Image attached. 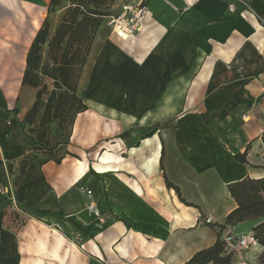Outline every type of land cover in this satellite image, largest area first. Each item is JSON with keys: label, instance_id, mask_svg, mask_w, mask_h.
<instances>
[{"label": "crops", "instance_id": "obj_1", "mask_svg": "<svg viewBox=\"0 0 264 264\" xmlns=\"http://www.w3.org/2000/svg\"><path fill=\"white\" fill-rule=\"evenodd\" d=\"M141 1L127 45L111 36L93 59L81 89L89 108L69 143L77 157L46 162L51 189L20 204V264H184L253 221L227 223L238 206L228 185L264 176V0H246L251 10L241 0ZM50 2L0 0V57L12 65L23 44L19 81L35 99L23 76ZM8 130L10 159L26 150ZM249 145L242 163L234 155Z\"/></svg>", "mask_w": 264, "mask_h": 264}, {"label": "trees", "instance_id": "obj_2", "mask_svg": "<svg viewBox=\"0 0 264 264\" xmlns=\"http://www.w3.org/2000/svg\"><path fill=\"white\" fill-rule=\"evenodd\" d=\"M115 1L67 0V4L64 0L50 2L49 16L28 51L27 68L23 76L24 85L37 89L36 99L23 120L18 118L19 110L15 108V116L10 122V130L22 124L28 126L30 131L29 142L24 146L26 151L18 155L19 175L16 183L19 185L13 194L19 204L31 208L51 189L43 172L46 162L61 163L67 155L76 156L69 150L58 156V150L70 141L77 114L89 108L81 90L82 75L90 60L96 33L112 15ZM59 8L64 9L52 32L50 17ZM47 79L52 82L49 83ZM226 114L225 110L219 113L221 117ZM52 124L62 131L55 138L50 134ZM249 148L250 145L245 152H236L235 158L248 163ZM10 167L12 169L13 166ZM168 184L173 186L170 181ZM228 187L238 206L227 216V223L237 225L259 220L252 232L263 247L258 261L264 264V176H248L230 183ZM29 196L33 198L28 200ZM4 216L5 212L0 210V264H20L19 238L15 231L5 226ZM222 234L213 245L197 251L184 264H231L233 253L228 251Z\"/></svg>", "mask_w": 264, "mask_h": 264}, {"label": "rangeland", "instance_id": "obj_3", "mask_svg": "<svg viewBox=\"0 0 264 264\" xmlns=\"http://www.w3.org/2000/svg\"><path fill=\"white\" fill-rule=\"evenodd\" d=\"M65 4H67V0H64ZM144 2L141 0H116L111 13L112 15L107 19V22L102 25L96 33V37L94 40L93 48L90 55V60L85 67L84 73L82 75L81 80V89H83L87 85V79L89 75V71L91 69V65L93 59L96 57L97 52L103 41L114 36L120 42L126 44V41L129 39L126 37L123 38L119 35L117 29L121 28L128 34L130 29L134 30L133 25L136 21V15L134 13L137 7H142ZM64 8H59L55 14L51 15L52 27L51 31L54 32V27L57 26L60 20V16L63 12ZM133 12V13H132ZM125 13L127 14L126 16ZM124 17L121 19V17ZM129 19V23L127 26V21ZM124 20V22H122ZM54 29V30H53ZM134 32V31H133ZM135 33V32H134ZM133 34V33H132ZM29 36V32L23 36V38L27 39ZM131 46H134L133 40L130 41ZM15 51V59L13 60L12 65H6V61L3 57H0V98L2 101L0 102V142L2 143L3 130L7 125L10 126L11 119L15 116V108L19 110L18 118L23 120L27 109L32 105L33 100L35 99V90L30 89L28 87H23L20 85V69H21V55L23 50H20V47L23 46L22 43H18L16 45ZM131 50V47H129ZM264 74V71H263ZM47 81L51 83V80ZM52 86H50L51 88ZM62 131L57 128V125L52 124L50 128V134L53 138L57 137V133H61ZM30 136V131L28 130V126H23L22 124H18L12 130H8L7 138L9 141L16 143L17 145L26 146L29 142L28 137ZM68 142L67 145H63L58 150V156L64 153L65 150H69L72 154L76 155L73 151H71ZM70 157H77L72 155H67ZM72 160H74L72 158ZM18 161L19 157L15 156L10 159H7L6 155L2 151V147L0 146V210L5 212V224L13 229L19 238L20 243H23V226L25 224L26 217L21 212L22 206L17 202L16 198L14 199V193L18 188L16 183L17 177L19 175L18 172ZM13 166L12 169L10 166ZM22 182V181H21ZM22 184V183H21ZM8 189V191H7ZM33 196H29L28 200L32 199ZM258 219L253 220L251 222L246 223L241 229V232L238 234L245 235H253L252 228L253 224L258 223ZM226 234H237L233 231L223 232L222 238L224 239ZM258 248L260 250L257 252ZM227 249L229 252L233 253V261L231 264H259L258 256L263 250L260 244L250 246L249 248L241 247L237 244L228 245Z\"/></svg>", "mask_w": 264, "mask_h": 264}, {"label": "built area", "instance_id": "obj_4", "mask_svg": "<svg viewBox=\"0 0 264 264\" xmlns=\"http://www.w3.org/2000/svg\"><path fill=\"white\" fill-rule=\"evenodd\" d=\"M241 2L248 8V10H251V6L248 4V2L246 0H241ZM229 10L231 12H235L236 11V5H235L234 2L229 4ZM245 11H247V10H245ZM245 11H243L241 13L243 14ZM141 12H142V8L139 9L138 15L141 14ZM126 15L127 14L125 13L124 16H126ZM135 15L137 16V13H135ZM122 18H124V17L122 16L121 19ZM129 29H130L129 33L133 32L132 28H129ZM120 36L123 37L122 35H120ZM7 191H8V189H7ZM12 193H13V191H12ZM87 193L90 196V203H89V206H88L89 210L95 212L98 216H100V211L97 208L95 200H94V198L92 196V190H88ZM203 221L206 222V223H213V218H212V216H207ZM224 239H225V241H226V243L228 245L237 244V245H239L241 247H245V248H249L250 246H254V245H258L259 244V242L255 239V237L253 235L226 234Z\"/></svg>", "mask_w": 264, "mask_h": 264}, {"label": "bare ground", "instance_id": "obj_5", "mask_svg": "<svg viewBox=\"0 0 264 264\" xmlns=\"http://www.w3.org/2000/svg\"><path fill=\"white\" fill-rule=\"evenodd\" d=\"M118 33L122 36H124V34H127L121 27L119 29H117ZM98 169V167H96ZM104 168V167H102Z\"/></svg>", "mask_w": 264, "mask_h": 264}]
</instances>
